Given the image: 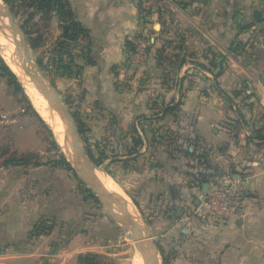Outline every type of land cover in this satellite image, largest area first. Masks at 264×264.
Here are the masks:
<instances>
[{
  "label": "crops",
  "instance_id": "0c3cea01",
  "mask_svg": "<svg viewBox=\"0 0 264 264\" xmlns=\"http://www.w3.org/2000/svg\"><path fill=\"white\" fill-rule=\"evenodd\" d=\"M68 2L89 36L73 50L80 71L60 78L57 91L95 132L107 175L137 208L147 203L135 195L155 188L148 181L158 185V241L168 264H264V23L245 27L264 0H172L148 20L136 0ZM57 30L51 22L49 31ZM136 36L148 39L147 61L130 69L126 42ZM137 137V153H124ZM152 162L156 172L146 170ZM227 167L243 188L236 214L205 225L194 213L197 197ZM34 173L42 174L25 171L18 180ZM24 202L5 204L11 218H0V260L34 264L46 249L28 247L37 220L25 219L34 207ZM49 208L38 205L37 217Z\"/></svg>",
  "mask_w": 264,
  "mask_h": 264
},
{
  "label": "rangeland",
  "instance_id": "374dc122",
  "mask_svg": "<svg viewBox=\"0 0 264 264\" xmlns=\"http://www.w3.org/2000/svg\"><path fill=\"white\" fill-rule=\"evenodd\" d=\"M12 2L18 24L27 22L25 28L29 32V38L31 41H35L36 49L33 50L35 63L39 65L40 71L48 80H52L50 82L57 90L59 79L64 78L65 75L61 74L62 71L60 69L58 72V62L56 63L59 60V54L55 46L60 41L62 29L58 24L59 21L55 13L51 12V20L41 19L42 14L40 13H35L32 18L28 19L33 10L26 7L27 0H12ZM2 3L9 8L4 0H2ZM53 21L57 22V31L59 33L56 31L51 33L49 31ZM0 27H3L2 29L8 33L2 31L5 32L2 36L6 39H11L12 34L8 29L7 19L4 20V23L0 22ZM55 33L58 34V38L55 40L53 47H49L47 44L50 43ZM73 50L71 51L74 54ZM62 60H67V58H62ZM60 96L64 98L62 95ZM30 103L32 104L31 101ZM38 115L40 116L39 113ZM48 128L39 123L33 111L28 108L23 96L15 93L14 87L8 84L7 78L0 71V188L2 186L7 187L6 190L3 188L5 196L3 195L0 198V204L3 203L2 207H4L0 209V218H11V215H9L10 210H8L11 206H9L10 204L5 206L9 202L21 203L26 200L24 203L28 207H34L31 208L33 209L31 212H27L25 219L36 217L37 221L31 232H33L35 226H39L40 229L42 228L44 237L42 239L39 235L35 239H31L28 247L46 249L44 252L45 256L32 258V263L34 262V264H77V257L86 253H98L107 256V264H137L138 262L136 261L138 260L135 254L137 251L135 250L131 234L125 229L117 227L111 221L107 212L89 199L88 194L82 190L83 188H80L78 181L71 172L51 164L52 161L58 159V151L52 145ZM93 134L95 132L91 131V135H87L89 137L88 145L96 154V137L92 136ZM151 134L156 138L158 130L152 131ZM153 143L158 146V141L155 140ZM59 147L60 152L65 154L61 145ZM21 159H28L30 161L29 165L4 166L8 161H20ZM36 161L45 164L40 166L41 168L34 167L33 164ZM152 165H147L146 170L153 169L156 172L158 162L157 164L152 162ZM136 167L138 171L145 170L142 164H138ZM97 168H101L107 174L105 163ZM31 170H38L42 174L35 175L34 173L30 178L27 176V180L21 183L18 180L19 176L25 171ZM153 175L156 176V174ZM157 178L156 181L158 182ZM37 180L45 182L39 185ZM46 180L49 181L46 182ZM148 184L150 185L149 187L155 188H149L150 190L144 188V191H146L144 194L135 195L139 197L142 203L145 201L147 204L143 206V209L138 208L136 210L138 214L135 213L133 206V213L148 227L155 243L163 248L162 243L158 241V185L156 183L151 184L149 181ZM73 192L78 193L79 196L73 198ZM67 197L70 201L74 199L75 204H61L60 206V202L67 199ZM42 203L43 205H50V208L46 213L37 217L39 215H36L37 210L35 208ZM1 250L2 248L0 247V252ZM162 258H160V263H162ZM18 259L4 258V260H0V264H16Z\"/></svg>",
  "mask_w": 264,
  "mask_h": 264
},
{
  "label": "trees",
  "instance_id": "16d2710c",
  "mask_svg": "<svg viewBox=\"0 0 264 264\" xmlns=\"http://www.w3.org/2000/svg\"><path fill=\"white\" fill-rule=\"evenodd\" d=\"M6 4H8L9 9L14 13L16 17V13L14 10V6L12 5L13 2L12 0H4ZM25 3V1H23ZM22 2V3H23ZM22 5V4H21ZM26 7L28 9H32L33 12L30 13V16L28 19L32 18L35 13H40L42 14L41 19H50V14L51 12H54L56 15V18L58 19V24L60 25V28L62 29V36L60 38V41L58 45L55 46L56 50L58 51V56L59 60H54L58 64V72L59 69L62 71L61 74L65 76H73L77 74L80 71L79 66H77L74 62V54L72 53V49H76L77 46L88 39L89 36V31L85 29L77 20L74 15L73 9L68 2V0H27L26 2ZM254 19L253 23L246 25L245 27L250 28L253 26L255 23L260 24L264 23V10L260 12H255L254 13ZM27 19V20H28ZM47 21V20H46ZM27 22H22L20 27L23 29L24 33L26 34V37H28V41L30 45L32 46L33 50L36 49L35 46V41H31L29 38V32L27 31L26 27ZM57 44V43H56ZM126 47L128 48V52L132 51L134 49L133 44L130 41L126 42ZM239 47V45H238ZM83 52V51H82ZM62 58H67L68 61L67 63H63L64 60ZM62 61V63H61ZM41 66V65H40ZM73 68L76 70L73 71ZM0 71L2 74L7 78V82L10 86L14 87V91L16 94H21L23 98L25 99L27 106L30 110L33 111L35 114L37 120L39 121L40 124H42L44 127L48 128L46 123L41 119V117L38 115V113L35 111L33 108L32 104L30 103V100L26 96L24 89L22 85L20 84L17 76L11 71V69L7 66V64L4 62V60L0 57ZM63 77V76H61ZM52 81V80H50ZM53 83V82H52ZM53 85V84H52ZM58 92V91H57ZM59 93V92H58ZM60 94V93H59ZM70 111L72 112V115L76 121V125L78 127V130L81 134L83 144L85 146L87 155L89 158L95 163L96 166L101 167L103 163L106 161L108 158L105 153V149L102 146H98L97 143L95 144V147L97 149L96 154L92 151L91 148H89L88 145V140L90 130L88 129L86 123L82 119L81 114L77 110H72V107L69 105L67 100H64ZM133 132H135L133 130ZM262 132V131H259ZM48 133H49V138L52 140V145L53 147L58 151V159L52 161L53 166H60L64 168L65 170L69 171L72 173L73 177L78 181L80 188H83L82 190L85 191L88 194L89 199H91L96 205L100 206L98 200L96 197L91 193V191L77 178L76 174L73 172V169L65 156L63 155L62 152H60V147L56 144V141L53 137L52 132L48 128ZM264 136L262 137V139ZM154 141V139H152ZM142 145V140L140 137L134 138L132 142V146L130 148H125L123 147L124 153L128 155H132L137 153L138 148ZM187 154H191L188 150L186 151ZM30 161L28 159H21L20 161H8L4 164V166H9V165H29ZM45 163H41L39 161L34 162L33 166L34 167H40ZM107 173L108 170L106 171ZM134 201V200H133ZM134 203L137 204L136 201ZM42 229V228H41ZM40 229L39 226H35L33 228V232H31V236L37 237L39 235H43L44 233ZM162 257H163V264H168L169 263V256L165 254V251L163 248L159 245ZM107 256L101 255L98 253H86V254H80L77 257V264H107Z\"/></svg>",
  "mask_w": 264,
  "mask_h": 264
},
{
  "label": "water",
  "instance_id": "95a60500",
  "mask_svg": "<svg viewBox=\"0 0 264 264\" xmlns=\"http://www.w3.org/2000/svg\"><path fill=\"white\" fill-rule=\"evenodd\" d=\"M0 17L7 19L8 29L14 39H16L15 45L23 50L24 58L21 63L24 73L29 77V80L32 82L36 90L47 101L50 108L64 121L66 126L64 145H70L73 151V156L72 159L69 160L64 153L63 155L71 165L73 172L96 197L100 206L107 212L111 221L117 227L125 229L131 234L135 250L140 254L143 264H163V258L162 263H160V258L162 257L160 248L150 235L148 227L137 215L138 221H136V219L128 212L127 206L123 203H118L116 200L118 197L110 194L100 182L95 173V168L99 166H96L87 155L72 112L66 105L64 99L52 86L48 78L40 71L39 65L35 63L34 51L26 34L18 24L14 13L2 3V0L0 5ZM56 144L58 145L57 142ZM206 186V184L203 185V187ZM203 192L205 193L206 189L203 190ZM131 202L134 206L135 213L138 214V212H136V210H138L137 206L132 200Z\"/></svg>",
  "mask_w": 264,
  "mask_h": 264
},
{
  "label": "built area",
  "instance_id": "2783aa9c",
  "mask_svg": "<svg viewBox=\"0 0 264 264\" xmlns=\"http://www.w3.org/2000/svg\"><path fill=\"white\" fill-rule=\"evenodd\" d=\"M172 0H136L140 19L148 20L164 9ZM134 49L127 52L126 68L134 69L142 66L147 61L148 39L139 36L129 40ZM127 51V50H126ZM228 166L230 161H224ZM240 181L227 167L220 177L213 183L212 189L201 192L197 197V205L194 209L196 217L205 225L216 226L236 214L233 201L242 193Z\"/></svg>",
  "mask_w": 264,
  "mask_h": 264
},
{
  "label": "bare ground",
  "instance_id": "6f19581e",
  "mask_svg": "<svg viewBox=\"0 0 264 264\" xmlns=\"http://www.w3.org/2000/svg\"><path fill=\"white\" fill-rule=\"evenodd\" d=\"M0 5H1V0H0ZM5 19L6 18L2 17V19H0V22L4 23ZM3 27H0V32L5 31L4 29H2ZM5 32L0 33L1 58L4 60L7 66L12 70V72H14V74L17 76L20 84L24 89L25 94L32 102L33 107L40 114L41 118L44 120L47 126L51 129V132L55 136L56 142L59 145H61L67 158L71 160L73 156V151L69 144H67L66 146L64 145V138L66 137V126L64 124V121L60 119L58 114L50 108L47 101L36 90L32 82L29 80V77L24 73L21 63L24 58L23 50L22 48L17 47L15 45L16 39H14L13 36L11 39L4 38L2 34H5ZM95 173L99 178L100 182L106 188V190L115 197H118L116 199L118 203H123L124 205H126L128 212L136 219V221H138V218L133 213V205L130 198L121 191V189L117 186V184L113 181V179L109 177L101 168H95ZM135 254L138 260L136 261L138 262L137 264H143L142 258L139 255V253L137 252Z\"/></svg>",
  "mask_w": 264,
  "mask_h": 264
}]
</instances>
